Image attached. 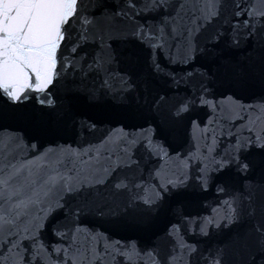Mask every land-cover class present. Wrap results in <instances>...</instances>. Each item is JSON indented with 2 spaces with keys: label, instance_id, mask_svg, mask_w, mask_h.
Returning <instances> with one entry per match:
<instances>
[{
  "label": "snow or ice",
  "instance_id": "6c2138e0",
  "mask_svg": "<svg viewBox=\"0 0 264 264\" xmlns=\"http://www.w3.org/2000/svg\"><path fill=\"white\" fill-rule=\"evenodd\" d=\"M0 264H264V0H0Z\"/></svg>",
  "mask_w": 264,
  "mask_h": 264
},
{
  "label": "water",
  "instance_id": "95a60500",
  "mask_svg": "<svg viewBox=\"0 0 264 264\" xmlns=\"http://www.w3.org/2000/svg\"><path fill=\"white\" fill-rule=\"evenodd\" d=\"M201 240H202V246L205 248L216 242L215 238H213V239L201 238Z\"/></svg>",
  "mask_w": 264,
  "mask_h": 264
}]
</instances>
